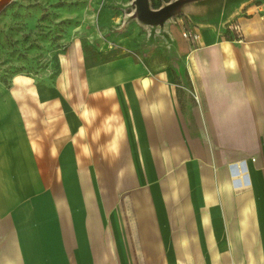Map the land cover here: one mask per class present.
<instances>
[{"label": "crops", "instance_id": "crops-1", "mask_svg": "<svg viewBox=\"0 0 264 264\" xmlns=\"http://www.w3.org/2000/svg\"><path fill=\"white\" fill-rule=\"evenodd\" d=\"M179 16L197 38L166 26L174 60L76 65L82 98L0 83V264H264V1Z\"/></svg>", "mask_w": 264, "mask_h": 264}, {"label": "rangeland", "instance_id": "rangeland-1", "mask_svg": "<svg viewBox=\"0 0 264 264\" xmlns=\"http://www.w3.org/2000/svg\"><path fill=\"white\" fill-rule=\"evenodd\" d=\"M167 1L157 0V4ZM214 1L240 4L264 0ZM131 2L11 0L0 12V83L7 86V96L13 93L22 101V97L29 96L26 94L29 85L44 83L60 86V95L65 98H82L83 91L78 88V82H73V79H79L82 85V71H73L76 65L82 68L93 60L130 52H138L146 60L151 52L159 56L165 51L168 58L174 60L176 57L169 51L178 46L170 39L166 26L178 27V42L181 43L185 40L182 30L190 25L179 15L167 20L162 27L142 24L130 18ZM21 81H27L28 85L20 84ZM69 83L76 86L71 87ZM78 107L83 108L82 105ZM114 155L125 157V154L114 153L107 156ZM125 163V159H121L120 164ZM99 171L100 186L105 192L122 193L131 188L133 175L129 168L109 167Z\"/></svg>", "mask_w": 264, "mask_h": 264}, {"label": "water", "instance_id": "water-1", "mask_svg": "<svg viewBox=\"0 0 264 264\" xmlns=\"http://www.w3.org/2000/svg\"><path fill=\"white\" fill-rule=\"evenodd\" d=\"M197 0H169L161 6L152 7L150 0H132L131 19L142 24L162 27L170 18L181 14L185 6ZM11 0H0V12Z\"/></svg>", "mask_w": 264, "mask_h": 264}, {"label": "built area", "instance_id": "built-area-1", "mask_svg": "<svg viewBox=\"0 0 264 264\" xmlns=\"http://www.w3.org/2000/svg\"><path fill=\"white\" fill-rule=\"evenodd\" d=\"M232 29L238 33V27L236 25L232 26ZM182 36L187 38V39H195V38H197V33L195 31L191 30V28H188V29H184L182 31ZM240 38L241 37H239L238 39L240 40Z\"/></svg>", "mask_w": 264, "mask_h": 264}, {"label": "trees", "instance_id": "trees-1", "mask_svg": "<svg viewBox=\"0 0 264 264\" xmlns=\"http://www.w3.org/2000/svg\"><path fill=\"white\" fill-rule=\"evenodd\" d=\"M150 3L152 5V7L155 6L154 8H157V7L161 6V5L157 4V0H150ZM226 34H228V31H225V37H228Z\"/></svg>", "mask_w": 264, "mask_h": 264}]
</instances>
